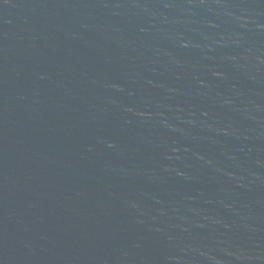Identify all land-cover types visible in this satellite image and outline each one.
I'll return each instance as SVG.
<instances>
[{
  "label": "water",
  "instance_id": "water-1",
  "mask_svg": "<svg viewBox=\"0 0 264 264\" xmlns=\"http://www.w3.org/2000/svg\"><path fill=\"white\" fill-rule=\"evenodd\" d=\"M0 264H264V0H0Z\"/></svg>",
  "mask_w": 264,
  "mask_h": 264
}]
</instances>
